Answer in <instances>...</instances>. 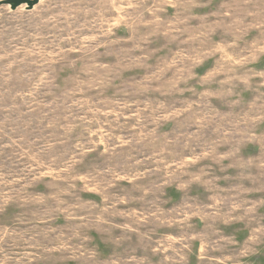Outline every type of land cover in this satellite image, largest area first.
<instances>
[{"label": "rangeland", "instance_id": "obj_1", "mask_svg": "<svg viewBox=\"0 0 264 264\" xmlns=\"http://www.w3.org/2000/svg\"><path fill=\"white\" fill-rule=\"evenodd\" d=\"M0 264H264V0L0 4Z\"/></svg>", "mask_w": 264, "mask_h": 264}, {"label": "water", "instance_id": "obj_2", "mask_svg": "<svg viewBox=\"0 0 264 264\" xmlns=\"http://www.w3.org/2000/svg\"><path fill=\"white\" fill-rule=\"evenodd\" d=\"M33 0H0V4H10L12 7H15L21 3H29Z\"/></svg>", "mask_w": 264, "mask_h": 264}]
</instances>
